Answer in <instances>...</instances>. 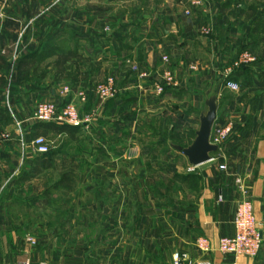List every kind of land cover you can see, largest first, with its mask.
Wrapping results in <instances>:
<instances>
[{"label":"crops","instance_id":"1","mask_svg":"<svg viewBox=\"0 0 264 264\" xmlns=\"http://www.w3.org/2000/svg\"><path fill=\"white\" fill-rule=\"evenodd\" d=\"M53 1L16 0L0 20V59L10 63L33 54L37 61H47L44 70H30L28 80L8 92L14 120L0 102V136L9 135L6 141L0 138V264H174L179 254H186L191 263L232 264L218 252V243L233 235L232 219L241 199L237 178L256 222L264 219V124L258 126L257 117L264 111V100L257 112L256 102L244 101L247 91L257 86L242 85L243 73L251 80L255 72L223 67L231 50L219 56L215 67L208 65L202 56L209 51V40L198 37L200 24L209 22L185 18L176 8L172 16L162 17L153 13L168 10H159L151 0H97L132 5L125 22L108 36L102 8L80 10L93 26L84 19L71 23L77 19L73 17L61 28L52 18L59 12L51 8ZM120 9L106 8L116 13ZM240 24L238 20L232 28ZM13 46L10 59L5 55ZM66 52L88 61L79 70L88 73L87 85L56 80L49 65L56 54ZM163 57L169 59L178 87L158 97L149 84L142 90L129 69L159 72ZM69 66L70 73L77 68ZM216 71H222V78L232 75L225 83L237 84L239 91L226 89L225 83L214 85ZM109 74L122 78L120 93L103 103L94 88ZM66 88L70 95L64 93ZM5 92L0 88V97ZM78 92L85 94V102L77 98ZM212 96L217 104L214 125L229 120L235 131L222 153L213 156L217 164L192 169L167 146L168 139L150 133L149 122L155 112L172 106L185 111L177 117L179 125L206 108ZM68 101L76 104L81 126L74 127L73 137L44 134L32 120L36 106ZM37 134L51 147L50 169H42V157L30 146ZM154 139L155 146H147ZM220 165H226L227 172H220ZM69 174L72 181L58 185ZM199 237L209 240L206 256L195 247ZM235 264H264V235L258 258L239 257Z\"/></svg>","mask_w":264,"mask_h":264},{"label":"rangeland","instance_id":"2","mask_svg":"<svg viewBox=\"0 0 264 264\" xmlns=\"http://www.w3.org/2000/svg\"><path fill=\"white\" fill-rule=\"evenodd\" d=\"M14 2H16V0H9L7 2H5L4 0H0V20L3 19L5 10L8 9L10 5H13ZM197 2H199V5H196ZM138 3H141L140 0H138ZM151 5L155 7L160 6L158 7L159 10H168L166 14L161 11L155 12L153 13L154 16H172L177 9V11H179L178 13H181L185 18L193 17L196 20H200L201 23H204L205 21L209 22L208 24L204 25L200 24L201 36L198 37L202 40L205 38L207 39V41L209 40V51H207L205 55L202 54L204 55L202 56V58L207 60L206 62L208 63V65L210 64L211 66L215 67V65L218 63L217 60L220 58L219 56L223 57L227 55L230 56V58L227 62L223 61L222 66L226 68L229 66L235 67V64L239 61L240 57L244 54H248L254 60V62L243 66L242 68L236 69L243 71L246 67L248 68V72H250L251 69L253 70V72H255L256 77L252 78L251 80L246 79V75L245 73H243L242 85L243 87H245L244 85L249 84L257 86V89L254 88L247 91L244 101L247 104H249V102H256L257 112L259 111L262 103V98L264 100V0H151ZM94 6L102 8V10H104V13L106 14L105 19L101 20H103V22L105 23V34L109 36V34L113 32L112 29L115 30L117 25L121 24L123 21L125 22V19L129 14V6L132 5H130L128 1H122L120 2V4L114 3V5H112V3L108 4L105 2H98L97 0H54L51 8H56V10H59V12H53L54 14L52 18H55V22H58L60 24L59 27L61 28L66 26L67 22H70L71 18L73 19V17L77 18L74 19L77 21L71 20V23L78 24V20L84 19L90 27L93 26L94 21H92L91 19L89 20L88 17H86V15L80 10L90 9V7L94 8ZM112 6H118L119 8L121 7V9L117 13L114 12V10H110L107 12L108 9L106 10V8H112ZM66 7L71 8L67 9L68 11L66 12ZM174 8L176 9L174 10ZM170 10H173V12H171ZM238 20L241 21L240 27L238 29L232 28L234 27L232 24L236 23ZM55 26H58V24H56ZM163 29L164 28L160 27L161 33L163 32ZM170 30L173 32L175 31L174 28ZM203 30H207L209 33L204 34ZM22 32L24 33V31ZM202 36H204L205 38H202ZM23 37H25L24 34ZM243 44L246 45L243 46ZM14 47L15 46L11 47V53H8L5 56L11 59L12 51L16 49V47L15 49ZM230 50V55L226 54V52H229ZM16 61L17 58L14 60L12 59V61L9 63L10 69L6 71V84L5 86H3L6 92L3 96L0 97V102H3L4 106H6L8 118L11 117V120H14V118H12V114L8 107V92L12 90V85L14 84L13 76L15 74V71L13 68ZM36 63L38 64L39 72H41L42 70H44L47 61L38 60L36 61ZM111 66L112 65H108L107 67L111 68ZM136 67L140 70L139 66ZM132 68L133 66L131 67V69H129V71H132ZM220 72L222 71H216V75L213 74L214 85H219L221 83L223 84L225 83V80L229 81L231 79L232 75L230 77L227 76L225 78L224 76L222 78V74L219 75ZM110 77L115 79L116 88L118 89V91H120L119 88L121 86L122 78L115 74H109L102 79L100 78L101 80L98 79L96 86L98 85V83L100 84ZM0 88H2V86ZM164 110V112L161 111L154 113V118H152L149 122L150 133L160 134V139H168L169 142H167V146L168 144H180L182 148H187L194 140L195 133L199 128V116L201 113L206 114L207 108L201 109V112L198 111L189 114V117H191V119H187V121H184V119L182 121L180 119L181 121L179 125L177 123V117L184 114L185 111H182L181 113L180 111H178L179 109H176L172 106H166V109ZM240 112L243 113L242 110ZM253 113L255 112L253 111L252 114ZM230 117L228 118L230 119ZM257 117H260L258 118V126H262L264 124V111ZM261 132L264 133V126L261 128ZM155 143H157V140H151L147 144V146L153 148L155 146ZM213 164L215 165L217 164V162Z\"/></svg>","mask_w":264,"mask_h":264},{"label":"built area","instance_id":"3","mask_svg":"<svg viewBox=\"0 0 264 264\" xmlns=\"http://www.w3.org/2000/svg\"><path fill=\"white\" fill-rule=\"evenodd\" d=\"M4 1L7 2L9 0ZM199 2H197L196 5H199ZM203 33L208 34L209 32L203 30ZM253 62L254 60L248 54H244L235 64V68H242ZM162 64L163 68L159 72L141 71L136 66L132 68V72L136 73V80L140 84L139 87L144 90L143 85L145 83L147 86L150 85L153 93L158 97L162 96L166 89H175L178 87V83L172 71L168 68L169 59L163 57ZM225 88L232 92L239 91V86L233 82H226ZM64 93L70 95V90L66 88ZM119 93L120 92L116 88V81L112 77L107 78L104 82L98 84L94 88L95 97L103 103L116 99ZM76 95L81 102H85V94L78 92ZM32 120L36 123L66 125L70 127H79L82 124L76 104L72 101L62 104L61 106L52 103L38 104ZM233 133L234 124L229 120H225L224 123L213 126L210 144L218 147L219 152L216 155L222 153L223 148H225L232 139ZM0 138L1 140L6 141L9 139V135L3 133ZM30 146L38 156L47 154L50 149L49 143L43 137L33 139L30 142ZM212 158L211 163L215 162L214 157ZM219 170L227 172V166L220 165ZM242 184V180L237 178L235 185L239 190L241 199L236 205L232 219L233 235L221 239L218 243V252L222 256L229 258L232 264H235L239 257H246L249 259L258 258L262 246V237L264 235V219H262L261 224L256 222L251 202ZM218 201L222 202V198L219 197ZM195 247L201 256H206L211 251L209 240L204 237L197 238ZM174 264L211 263L207 261H195L194 263H191L186 254H179L175 256Z\"/></svg>","mask_w":264,"mask_h":264},{"label":"trees","instance_id":"4","mask_svg":"<svg viewBox=\"0 0 264 264\" xmlns=\"http://www.w3.org/2000/svg\"><path fill=\"white\" fill-rule=\"evenodd\" d=\"M257 26V25H256ZM255 26V27H256ZM257 28V27H256ZM255 31V30H253ZM36 58L33 54H27L24 56H21L14 65V71L15 74L13 76V82L12 90H14L15 85L17 86L18 83H21L23 81L28 80V75L30 70H37L38 64L36 63ZM74 63L77 68L70 73V64ZM88 61L82 58L80 55L73 53V52H66V53H58L55 56V60L49 65L51 66L55 71V78L57 81H61L64 79H71V81L75 84L77 83H83V85H87L86 83L89 80L88 73H81L79 70L81 67H86ZM35 68V69H34ZM8 69H10V64L4 60L0 59V85L3 87L6 84V76L2 73H5ZM248 68L245 67L243 71H247ZM75 84V85H76ZM0 86V87H1ZM171 89H166L164 94L165 95L168 91ZM162 95V96H163ZM119 96V95H118ZM115 100V99H114ZM113 101V100H111ZM110 101V102H111ZM70 101L66 102L69 103ZM63 103V104H66ZM62 105V104H61ZM59 105V106H61ZM36 123V122H35ZM37 127H40L45 132L44 134H47V131L53 132L54 134H67L69 137H73V131L77 128L66 126V125H57V124H42V123H36ZM42 137L41 134H37L36 138ZM172 146H181L180 144L172 145ZM51 156H52V150L51 147L49 149V152L45 155H40L42 159L40 160L39 165L42 167V169H50L51 167ZM72 174L62 176L58 185H61L64 182H70L72 181L71 178ZM67 191H71V189H68Z\"/></svg>","mask_w":264,"mask_h":264},{"label":"water","instance_id":"5","mask_svg":"<svg viewBox=\"0 0 264 264\" xmlns=\"http://www.w3.org/2000/svg\"><path fill=\"white\" fill-rule=\"evenodd\" d=\"M205 106L207 112L206 114H201L199 118V128L191 145L187 148L180 146L171 147L174 151L180 153L192 168L211 163L212 157L219 152L217 146L210 144L212 129L217 118L216 97H210L206 101Z\"/></svg>","mask_w":264,"mask_h":264}]
</instances>
